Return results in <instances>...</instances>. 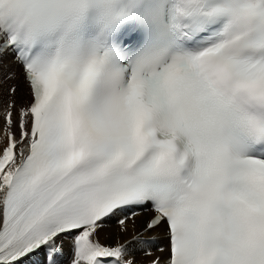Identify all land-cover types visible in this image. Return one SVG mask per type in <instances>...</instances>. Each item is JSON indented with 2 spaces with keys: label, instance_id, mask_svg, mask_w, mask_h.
I'll use <instances>...</instances> for the list:
<instances>
[{
  "label": "snow or ice",
  "instance_id": "1",
  "mask_svg": "<svg viewBox=\"0 0 264 264\" xmlns=\"http://www.w3.org/2000/svg\"><path fill=\"white\" fill-rule=\"evenodd\" d=\"M0 78V264H264V0H0Z\"/></svg>",
  "mask_w": 264,
  "mask_h": 264
},
{
  "label": "clouds",
  "instance_id": "2",
  "mask_svg": "<svg viewBox=\"0 0 264 264\" xmlns=\"http://www.w3.org/2000/svg\"><path fill=\"white\" fill-rule=\"evenodd\" d=\"M198 55L207 57L202 59L201 68L212 85L234 103L243 106L245 98L248 97L245 86L233 76L228 68L214 61L207 49Z\"/></svg>",
  "mask_w": 264,
  "mask_h": 264
},
{
  "label": "bare ground",
  "instance_id": "3",
  "mask_svg": "<svg viewBox=\"0 0 264 264\" xmlns=\"http://www.w3.org/2000/svg\"><path fill=\"white\" fill-rule=\"evenodd\" d=\"M1 79H3V78H0V109H2V107L4 106V102H6V100L8 98V93H7V95L4 94L5 87L6 86L8 87V85L10 84V82L6 81V80H5V83H2ZM111 227L114 230L115 224H112Z\"/></svg>",
  "mask_w": 264,
  "mask_h": 264
},
{
  "label": "rangeland",
  "instance_id": "4",
  "mask_svg": "<svg viewBox=\"0 0 264 264\" xmlns=\"http://www.w3.org/2000/svg\"><path fill=\"white\" fill-rule=\"evenodd\" d=\"M1 82H2V83H5V80H4V79H1ZM9 85H10V84H9ZM9 85H8V86H9ZM7 88H8V87L6 86V87H5V91H4V94H6V95H7Z\"/></svg>",
  "mask_w": 264,
  "mask_h": 264
}]
</instances>
